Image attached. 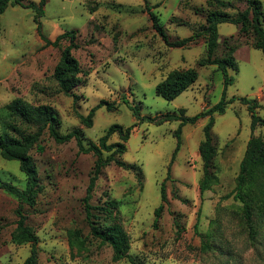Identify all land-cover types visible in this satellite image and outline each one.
<instances>
[{"label": "rangeland", "instance_id": "374dc122", "mask_svg": "<svg viewBox=\"0 0 264 264\" xmlns=\"http://www.w3.org/2000/svg\"><path fill=\"white\" fill-rule=\"evenodd\" d=\"M40 0H26L38 3ZM230 14L246 9V0H223ZM261 10L264 14V0ZM47 0L39 20L42 35L54 39L76 31L78 48L72 51L80 73L72 96L59 92L53 71L68 45L45 46L36 30L34 13L20 6L8 7L0 15V111L14 100L38 107H51L60 122L59 132L80 128L84 144L97 143L112 125L133 127L126 152L119 159L125 169L105 167L90 201L99 206L107 200L118 204L116 216L129 238V255L135 264H264V209L247 223L242 204L233 199L239 164L251 136L264 139V127L250 128L246 106L237 99L257 101V115L264 119V57L255 48L253 35L239 26H218L215 56L233 50L236 70L228 73L234 83L226 99H235L223 114L213 115L212 144L216 155L211 172L217 183L200 194L202 164L198 148L204 139L207 118L182 128L180 149L167 176V166L176 147L174 132L179 122L155 125L138 120L179 113L193 117L216 105L224 92L223 75L216 66L201 67L205 56L203 37L184 48L168 47L152 26L156 15L169 42L189 38L205 25L214 8L207 0ZM264 26V22H263ZM194 69L195 83L173 101L156 95L155 87L174 71ZM115 110L97 109L91 128L81 125L100 101ZM23 133L34 128L21 127ZM1 132V121H0ZM120 142L117 134L109 143ZM30 156L36 166L40 191L34 206H24L27 225L38 238L36 264H131L113 262L112 250L89 235L83 210L93 169V154H80L74 140L56 144L47 133ZM0 176L19 188L25 177L18 163L0 156ZM166 179V180H165ZM165 180L164 203L160 184ZM140 181V183H138ZM163 210L156 227L154 211ZM18 201L0 191V264H23L30 245H16ZM257 210V209H256Z\"/></svg>", "mask_w": 264, "mask_h": 264}, {"label": "trees", "instance_id": "16d2710c", "mask_svg": "<svg viewBox=\"0 0 264 264\" xmlns=\"http://www.w3.org/2000/svg\"><path fill=\"white\" fill-rule=\"evenodd\" d=\"M47 0H40L37 4L26 0H0V15L8 7L20 6L29 9L34 13L37 33L45 42V46L58 47L61 41H67L68 45L63 48L60 59L53 71V79L57 83L58 90L66 96H72L76 101L77 96L72 95L80 79V67L73 57L72 51L77 49L76 31L68 30L58 35L54 41L45 38L41 33L39 20L44 15V6ZM207 4L214 9L211 10L205 20V25L201 27L189 38H184L174 42H169L164 30L159 25L158 18L153 13H149L152 26L164 43L170 48H184L196 39L203 37L206 42L205 56L199 60L198 65L216 66L223 75L224 92L221 100L193 117H187L183 109L179 113L166 114L156 118L140 117L139 110L132 108L133 115L142 121H148L155 125H162L167 122H179L178 128L174 132L176 147L171 161L167 166V176L170 175L171 165L180 149L182 128L191 124L194 125L199 119L207 118V123L203 127L204 139L200 143L198 152L202 164V176L199 181V192L203 194L212 185L217 183V178L211 172L212 161L216 155L212 144L211 130L214 125L213 115L223 114L227 105L235 99H226V89L234 83V78L229 75V70H236V62L233 50H227L226 57L217 58L215 56L219 45L218 26L223 23L239 26L241 30L253 35L255 48L260 50L264 57V14L261 10V3L258 0H246L245 10L230 14L227 12L232 5L223 0H207ZM145 9H148L147 0H144ZM197 73L194 69L174 71L166 79L155 87L156 95L166 101H173L183 92L188 90L196 81ZM250 115V128L254 131L257 127H264V119L257 115L258 103L254 99L238 98ZM105 107L107 111L115 110L113 103L100 101L91 108L86 116L77 115L81 125L85 128L92 127V121L97 109ZM1 132H0V156L6 161L18 163L19 171L25 177L23 188L15 186L9 181H5L0 176V191L12 194L18 201L16 209L17 221L15 235L12 238L16 245H30L29 256L23 264H36L38 258V238L33 230L27 225V217L24 213V206H34L35 199L40 191L38 172L30 151L33 148L40 149L39 141L45 130L56 144H66L72 140L76 142L78 152L81 154H93L95 157L93 169L86 188L85 196L82 199L85 219L89 227V235L97 239L100 244L107 245L112 250L113 262L126 259L131 264H135L129 255V238L116 216L118 204L114 200H107L99 206H92L90 201L96 187V182L102 170L115 165L122 169L126 168L124 162L119 157L126 152L128 142L133 127L123 128L119 125L110 126L100 137L97 143L84 144V134L80 128L62 134L59 132L60 122L56 112L48 106L34 107L25 104L21 100H14L3 107L0 111ZM34 128V131L23 133L21 127ZM117 134L120 142L109 143V139ZM166 180V179H165ZM165 180L160 184V200L166 201ZM236 185L233 191V199L239 201L243 207L244 217L247 223H251L252 217L262 213L264 209V139L251 136L247 142L242 160L239 164V172L236 177ZM140 183V181L138 182ZM162 203L154 211L153 227H156L160 219L163 205ZM257 209V210H256ZM258 217V216H257ZM259 218V217H258Z\"/></svg>", "mask_w": 264, "mask_h": 264}]
</instances>
